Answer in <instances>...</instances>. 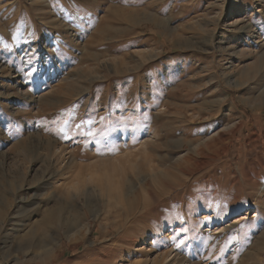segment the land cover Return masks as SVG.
Here are the masks:
<instances>
[{
  "label": "rangeland",
  "instance_id": "374dc122",
  "mask_svg": "<svg viewBox=\"0 0 264 264\" xmlns=\"http://www.w3.org/2000/svg\"><path fill=\"white\" fill-rule=\"evenodd\" d=\"M263 187L264 0H0V264H264Z\"/></svg>",
  "mask_w": 264,
  "mask_h": 264
},
{
  "label": "bare ground",
  "instance_id": "6f19581e",
  "mask_svg": "<svg viewBox=\"0 0 264 264\" xmlns=\"http://www.w3.org/2000/svg\"><path fill=\"white\" fill-rule=\"evenodd\" d=\"M138 17V16H137ZM136 17V19L138 20H140V18H137ZM129 19V18H128ZM130 21L132 22V23H137V20L134 18V17H130ZM136 20V21H135ZM138 20V21H139ZM135 21V22H134ZM153 22V21H152ZM234 23H235V21H234ZM180 43V42H179ZM175 46V45H174ZM154 137L153 136H150V139L152 140ZM195 148H196V146H195ZM145 148L144 147H142V150H144ZM135 152H137L136 150H134ZM138 151H139V149H138ZM134 152V153H135ZM134 153H132V154H128V158L130 157H133L135 154ZM140 153V152H139ZM134 154V155H133ZM137 157H139V156H136V158L135 159H137ZM132 164V163H131ZM132 167V166H131ZM113 170V169H112ZM108 173V172H107ZM151 176V175H150ZM105 179V185L104 186H102V187H99V188H103V195H104V197H105V200L104 201H106L105 203H107V204H110V203H112L114 206L115 205H119V204H121V202H122V199L123 198H126L127 200H128V195H129V193H128V195H124V194H122L121 192H123L122 191V188L121 187H119V185H118V183H116V182H114V180H112L110 177H108V175H105V177H104ZM151 178V177H150ZM99 180V179H98ZM153 180V179H152ZM155 180V179H154ZM89 182H91V181H89ZM97 183V182H96ZM95 183V184H96ZM104 184V183H103ZM97 186H98V184H97ZM100 186V185H99ZM71 188V187H70ZM71 189H73L72 191H73V196L74 197H76L77 195H79V192H81V190H80V188H79V186H77L76 185V187H73V188H71ZM95 189H97V188H95ZM100 190V189H99ZM262 190H264V187L262 188ZM94 193H96L95 191H94ZM99 193V192H98ZM100 195H102V194H100ZM103 196H101V198H102ZM131 198V197H130ZM129 198V199H130ZM134 198V197H133ZM106 206V205H105ZM110 206V205H109ZM112 206V205H111ZM57 209V208H56ZM61 210V209H60ZM51 213V212H50ZM54 216V215H53ZM245 218V217H244ZM246 219V218H245ZM87 227L86 226H84L83 228H82V231L85 233V232H87ZM148 262V261H147ZM155 262V261H154ZM147 264V263H146Z\"/></svg>",
  "mask_w": 264,
  "mask_h": 264
},
{
  "label": "snow or ice",
  "instance_id": "6c2138e0",
  "mask_svg": "<svg viewBox=\"0 0 264 264\" xmlns=\"http://www.w3.org/2000/svg\"><path fill=\"white\" fill-rule=\"evenodd\" d=\"M98 154L103 155L104 153L101 152V153H98ZM224 210L227 211V205L224 206Z\"/></svg>",
  "mask_w": 264,
  "mask_h": 264
}]
</instances>
